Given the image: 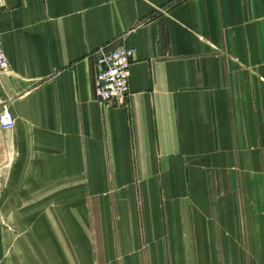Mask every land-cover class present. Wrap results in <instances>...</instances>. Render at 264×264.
<instances>
[{
    "label": "crops",
    "instance_id": "1",
    "mask_svg": "<svg viewBox=\"0 0 264 264\" xmlns=\"http://www.w3.org/2000/svg\"><path fill=\"white\" fill-rule=\"evenodd\" d=\"M0 39V111L15 121L0 151L19 200L0 227V264H156L182 246L195 199L212 209L202 215L250 213L264 0H0ZM119 47L134 50L129 97L101 104L95 54Z\"/></svg>",
    "mask_w": 264,
    "mask_h": 264
},
{
    "label": "rangeland",
    "instance_id": "2",
    "mask_svg": "<svg viewBox=\"0 0 264 264\" xmlns=\"http://www.w3.org/2000/svg\"><path fill=\"white\" fill-rule=\"evenodd\" d=\"M257 128L254 132L255 138H257ZM0 144H2V137L0 138ZM250 147L252 149V145ZM251 149L248 153L256 166L252 172L255 179L252 181L253 199L250 213L234 216L227 214V207L224 206L222 207V214L205 213L202 215L196 211L203 209L205 212L212 209L199 206L195 199L196 203L194 201V204L191 203L193 213L180 216V219L185 222V228L180 231V234L183 233L184 239L182 246L173 247L175 254L171 255V260L160 258L157 252L158 262L156 264H264V160L260 166L255 157V151ZM4 180L3 152L0 151V227L4 226L6 217L9 216H6L9 208L19 201L9 195L14 188H11V184L5 183ZM141 185L135 184V195L139 219L142 222L147 203L146 198L145 200L141 199L143 195ZM150 185L149 183L144 184V192H147ZM194 194L197 196L199 192ZM48 200L44 199L42 202L46 205L49 202ZM224 200L223 197L222 201L224 202ZM35 201H37L36 198H27L20 200V203L22 206H27L30 203L35 205ZM186 202L183 200L181 204L185 211ZM203 202L208 201L201 200V203ZM196 205L198 208L195 207ZM180 219L178 214H173L171 216L173 226L174 223L180 224ZM245 222L248 224H245ZM189 223L192 224L193 230L189 231ZM199 223L203 227L197 230L196 227ZM236 223L240 225H236ZM173 226L172 233H174ZM216 226L219 227V230ZM245 227H248V229H245Z\"/></svg>",
    "mask_w": 264,
    "mask_h": 264
},
{
    "label": "built area",
    "instance_id": "3",
    "mask_svg": "<svg viewBox=\"0 0 264 264\" xmlns=\"http://www.w3.org/2000/svg\"><path fill=\"white\" fill-rule=\"evenodd\" d=\"M134 50L119 47L113 50L99 49L96 54V73L93 78V93L101 104L124 106L129 97L128 81ZM9 64L0 39V73L8 71ZM15 121L7 109L0 111V130L11 131Z\"/></svg>",
    "mask_w": 264,
    "mask_h": 264
}]
</instances>
